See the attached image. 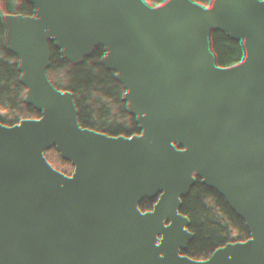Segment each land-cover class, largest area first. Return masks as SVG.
Here are the masks:
<instances>
[{
	"label": "trees",
	"instance_id": "obj_1",
	"mask_svg": "<svg viewBox=\"0 0 264 264\" xmlns=\"http://www.w3.org/2000/svg\"><path fill=\"white\" fill-rule=\"evenodd\" d=\"M54 2L107 97L116 155L138 193L147 264H264V0ZM3 16L15 23L14 13ZM2 75L0 88L15 80ZM41 106L54 135L58 117L77 149L85 144L97 160L81 117ZM45 138L28 165L101 235L104 200L80 205L71 159ZM23 159V150L0 152L12 172L10 198ZM18 206L0 202V264L25 253Z\"/></svg>",
	"mask_w": 264,
	"mask_h": 264
},
{
	"label": "rangeland",
	"instance_id": "obj_2",
	"mask_svg": "<svg viewBox=\"0 0 264 264\" xmlns=\"http://www.w3.org/2000/svg\"><path fill=\"white\" fill-rule=\"evenodd\" d=\"M148 1L142 0L141 6ZM4 13L8 18L14 13L15 23H7ZM2 74L15 80L0 88V152L23 150L24 159L18 163L26 169L10 198L6 186L12 172L0 166V202L4 198L8 205L21 204L15 218L25 253L16 264H147V244L137 216L138 193L116 155L107 97L97 72L65 33L54 0H0V80ZM43 100L52 112L63 109L81 117L97 160L89 157L91 150L85 144L77 149L58 117L53 134ZM47 136L54 138L58 152L71 159L65 161L68 181L80 205L104 200L101 235L70 209L42 171L28 165L27 154L32 159L34 147ZM57 162L65 173L62 159ZM38 205L47 209H32ZM9 263L15 264L12 259Z\"/></svg>",
	"mask_w": 264,
	"mask_h": 264
},
{
	"label": "bare ground",
	"instance_id": "obj_3",
	"mask_svg": "<svg viewBox=\"0 0 264 264\" xmlns=\"http://www.w3.org/2000/svg\"><path fill=\"white\" fill-rule=\"evenodd\" d=\"M37 172V171H36Z\"/></svg>",
	"mask_w": 264,
	"mask_h": 264
}]
</instances>
